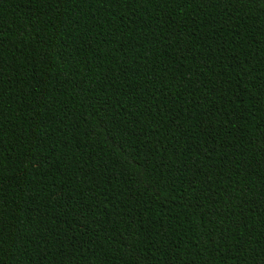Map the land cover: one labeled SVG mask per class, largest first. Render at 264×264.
I'll return each mask as SVG.
<instances>
[{"label":"trees","instance_id":"16d2710c","mask_svg":"<svg viewBox=\"0 0 264 264\" xmlns=\"http://www.w3.org/2000/svg\"><path fill=\"white\" fill-rule=\"evenodd\" d=\"M64 264H264V0H0V245Z\"/></svg>","mask_w":264,"mask_h":264},{"label":"rangeland","instance_id":"374dc122","mask_svg":"<svg viewBox=\"0 0 264 264\" xmlns=\"http://www.w3.org/2000/svg\"><path fill=\"white\" fill-rule=\"evenodd\" d=\"M0 264H64L39 229L26 219L3 245Z\"/></svg>","mask_w":264,"mask_h":264}]
</instances>
